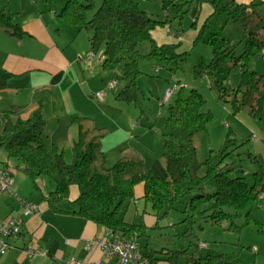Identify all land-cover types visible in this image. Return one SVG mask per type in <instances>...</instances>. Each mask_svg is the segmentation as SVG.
I'll list each match as a JSON object with an SVG mask.
<instances>
[{
    "label": "trees",
    "instance_id": "16d2710c",
    "mask_svg": "<svg viewBox=\"0 0 264 264\" xmlns=\"http://www.w3.org/2000/svg\"><path fill=\"white\" fill-rule=\"evenodd\" d=\"M42 1L50 10L54 9V0ZM202 1L209 3L213 11L199 28L195 25L198 33L194 42L211 46L213 57L203 70L197 69L196 75H208L218 98L223 102L231 101L235 111L248 107L254 116L264 120V75L250 67L264 48L262 2ZM170 5L176 11L181 10L182 4L163 0L165 9ZM94 7V0H67L60 16L66 23L92 33V49L94 53L102 51V65L106 70L122 67L119 80L124 81V87L117 98L138 103L142 59L156 60L173 72L181 68L187 52L178 51L180 43L158 44L153 37L155 29L164 26L166 21L149 16L135 0H103L89 18ZM15 15L12 11L0 9V31L4 29L23 37L26 31ZM230 22L243 29L245 50L242 53L237 52L238 43L222 33ZM145 41L150 42L151 49L143 54L139 48ZM237 65H241V80L229 99L226 83ZM13 76L0 66V90L8 86ZM205 104L203 94L193 89L187 97L179 95L169 105L163 142L168 178L157 175L138 155L124 154L114 165L108 166L103 148L108 129L97 126L89 117L74 120L78 135L72 145L73 159L68 162L58 145L52 144L50 150L47 147V119L42 104L26 118L12 119V115L21 112L18 107L0 115V150H4L9 159L17 160L18 167L34 180L45 176L55 184L47 196L50 202L69 200L71 187L78 186L79 195L71 201L72 210L69 212L92 219L123 237L137 238L149 227L144 221L128 222L120 216L124 204L136 199L135 187L140 183L144 184L143 197L152 204L158 218L161 212L166 215L181 203L188 213L183 221L194 224L198 217H203L219 224L228 219L231 221L229 228L240 232L243 225L250 223V207L264 191L263 167L256 158L257 169L252 185L245 176L233 175V167L226 164L230 148L235 144L230 137L222 148L211 149L204 161L199 159L195 135L207 130L214 119L211 111H203ZM227 208H233L235 212H229ZM242 213L249 218L239 225L235 218ZM194 247L198 248L199 244ZM145 253L151 264L160 260L176 264H215L217 257L213 254L196 257L190 248L149 249Z\"/></svg>",
    "mask_w": 264,
    "mask_h": 264
},
{
    "label": "crops",
    "instance_id": "0c3cea01",
    "mask_svg": "<svg viewBox=\"0 0 264 264\" xmlns=\"http://www.w3.org/2000/svg\"><path fill=\"white\" fill-rule=\"evenodd\" d=\"M238 1L250 3L253 0ZM0 9L15 13L26 31L23 37L14 36L4 29L0 31V66L14 74L8 86L0 90V115L18 107L21 112L12 115V119L26 118L42 104L47 119V147L58 145L65 158L73 154L72 145L78 135L74 120L92 118L97 126L106 127L109 132L103 142L107 165L115 164L124 154L138 155L157 175L165 178L163 167H157L155 161L148 162L147 151L138 143L139 135L131 131L138 126L133 123L131 128L125 116L106 104L110 101L107 98V91L111 90L108 84L115 80L116 75L103 67L102 55L98 60L89 40L90 33L82 34V30L66 22H48L36 0H0ZM212 11L211 5L204 4L203 14L196 15L197 28ZM153 37L158 44L179 42L177 33L170 28H156ZM251 63L252 69L264 75V48ZM155 71L160 72V68L156 66ZM98 91H105V101L95 96ZM254 143L260 145L259 137ZM262 148L255 146L256 152L264 159ZM18 164L17 160L9 159L7 153L0 150V168H9L14 175L11 190L0 195V219L6 220L11 216L23 218L21 235L7 238L11 247L5 254L0 253V264H69L74 257L85 262L104 259L100 246L87 249L86 243L106 237L109 228L69 212L72 210L71 201L79 195V187H71L69 200L50 202L47 196L55 186L52 187L45 176L34 180ZM140 184L144 187L143 183ZM138 185L135 196L143 194V188ZM25 201L36 203L38 211L26 215ZM28 244L37 246L42 253L29 257L26 252ZM157 264L176 263L160 260ZM255 264H264V254H258Z\"/></svg>",
    "mask_w": 264,
    "mask_h": 264
},
{
    "label": "rangeland",
    "instance_id": "374dc122",
    "mask_svg": "<svg viewBox=\"0 0 264 264\" xmlns=\"http://www.w3.org/2000/svg\"><path fill=\"white\" fill-rule=\"evenodd\" d=\"M135 1L152 18L166 21V24L158 27V29L170 28L173 33H177L180 43L178 51L187 52V54L181 68L176 72L168 70L156 60L142 59L140 69L143 74L138 79L140 88L138 103L116 97L119 92L118 89L121 91L124 87V81L119 80L122 77L123 69L119 67L110 71L116 75L115 80L118 82L114 89L107 91L108 101L111 102L106 104L114 107L116 111L120 112V115L125 116L124 118L129 121L130 127L133 123L138 126L137 129L131 131L139 135L138 143L147 151L148 162H157L156 166L163 167L165 178H168L169 174L163 157L168 107L176 101L179 95L187 97L193 89H197L206 100L203 111H211L214 115V119L208 125L207 130L195 135L194 141L198 149L199 159L204 161L209 156L211 149L222 148L230 137L233 141L235 140V144L230 148L231 153L226 164L233 167V175L245 176L252 185L257 169L256 158L261 162L264 171V159L259 156L255 149V146H262L264 150V120L254 116L248 107L235 111L231 101L223 102L218 98L208 75H196L197 69L203 70L213 57L211 46L203 42L196 44L194 42L198 33L195 27L198 25L195 23L198 18L197 14H203L204 4L207 2L202 0H174L175 3L182 4L181 10L176 11L173 5L165 9L163 0ZM257 1L262 2L264 9V2L262 0ZM66 2L67 0H54V9L50 10L42 0H36V4L46 15L48 22L54 21L63 24L66 21L60 16V13ZM102 2L103 0H94L95 7L89 12V18L94 15ZM88 32L82 30V34H88ZM222 33L238 43V53L244 52L245 42L242 41L244 32L239 25L230 22L222 30ZM169 35L172 36V34ZM139 49L143 54L148 53L151 49L150 42H143ZM96 54H98L99 60L102 51L96 52ZM251 64L250 67H252ZM156 66L160 68V72L155 71ZM240 80L241 65H237L233 68L226 83L229 99L232 98ZM174 84H179L181 89H177L169 101L164 104L162 101L164 93L167 87H173ZM159 97L160 99H158ZM253 134L259 137L260 145L254 143ZM108 157L111 159L110 156ZM72 159L73 154L71 156L66 155L68 162H71ZM112 165L114 164L108 166ZM44 178L52 187L55 186L49 178ZM140 186L143 188V194H136L137 198L134 201L125 203L120 216L129 221H144L149 226L144 235L137 237L142 251L147 252L149 249L161 250L163 248H190V252L196 257L208 254L216 255L215 264H255L258 254H264V200L261 199L264 198V191L261 193V197L250 207V216L252 217L250 223L243 225L249 218L246 213L235 218L237 224L243 225L241 231L238 232L229 228L231 221L228 219L219 224H213L203 217H198L194 224L183 221L188 213L184 211L185 205L181 203H178L177 208L170 210L166 215L161 212L158 218L152 204L143 197V185L139 184L138 187ZM227 210L235 212L233 208H227ZM201 242H204L206 246L201 247ZM194 244H199V247L195 248Z\"/></svg>",
    "mask_w": 264,
    "mask_h": 264
},
{
    "label": "built area",
    "instance_id": "2783aa9c",
    "mask_svg": "<svg viewBox=\"0 0 264 264\" xmlns=\"http://www.w3.org/2000/svg\"><path fill=\"white\" fill-rule=\"evenodd\" d=\"M117 80H113L108 84L109 89H114ZM179 84H174L173 87L166 89L163 103L166 104L172 97L174 92L179 89ZM95 96L100 101H105V91H98ZM253 139L257 140V136L253 134ZM14 183V175L12 171L7 167L0 168V195L11 190ZM38 211V205L32 201H25L24 213L26 215L36 213ZM23 218L20 216H11L6 220L0 219V253L5 254L11 247L8 242V237H19L22 232ZM98 245L103 249L105 254L104 259L97 261L85 262L76 257L69 261V264H151L150 258L144 251H142L137 238H126L121 233L109 229L106 237L94 238L86 243V248L90 249L93 246ZM201 247H205L206 244L201 242ZM26 252L29 257H33L42 251L33 244H28ZM45 254V252H43Z\"/></svg>",
    "mask_w": 264,
    "mask_h": 264
}]
</instances>
